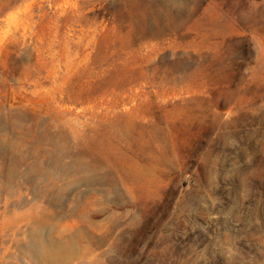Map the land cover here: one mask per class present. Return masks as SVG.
<instances>
[{"label":"rangeland","instance_id":"rangeland-1","mask_svg":"<svg viewBox=\"0 0 264 264\" xmlns=\"http://www.w3.org/2000/svg\"><path fill=\"white\" fill-rule=\"evenodd\" d=\"M0 264H264V0H0Z\"/></svg>","mask_w":264,"mask_h":264}]
</instances>
